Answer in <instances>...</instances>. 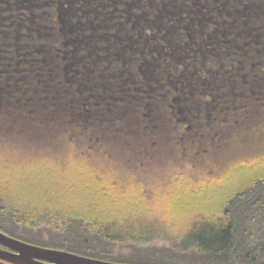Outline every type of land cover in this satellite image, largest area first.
I'll list each match as a JSON object with an SVG mask.
<instances>
[{
  "label": "trees",
  "instance_id": "1",
  "mask_svg": "<svg viewBox=\"0 0 264 264\" xmlns=\"http://www.w3.org/2000/svg\"><path fill=\"white\" fill-rule=\"evenodd\" d=\"M263 11L264 0H0V76L7 77L0 83V99L20 89L30 74L31 85L37 86L40 65L43 73L48 69L52 86L57 81L55 88L80 97L87 80L91 86L86 74L91 61L114 71V57L127 52L136 58L126 60L127 85L159 74L168 88L159 90L157 99L152 89L162 87L149 83L148 99L141 107L132 105L139 111L134 113L147 120L159 105L167 116L162 119H175L180 131L189 132L190 126L177 117L183 108L186 117L191 115L196 90L198 99L214 108L212 87L218 81L243 82L248 70L264 64V28L257 23ZM58 65L62 79L55 74ZM103 69L100 76L107 72ZM77 102V119L85 129L89 98ZM206 110L192 117L203 129L207 117L202 114L211 116ZM88 138L79 142L69 136L45 144L29 136L0 135L1 232L37 246L119 263L264 264V158L247 171L227 174L209 209L197 213L199 219L191 225L179 224L176 234L150 223V215L141 218L157 210L151 202L154 192L145 184L125 192L116 185L128 181L86 168L104 162L136 172L131 162L92 149ZM148 140L155 142L150 136ZM182 155L184 163L178 161L184 167L189 160ZM0 264L13 263L0 259Z\"/></svg>",
  "mask_w": 264,
  "mask_h": 264
},
{
  "label": "rangeland",
  "instance_id": "2",
  "mask_svg": "<svg viewBox=\"0 0 264 264\" xmlns=\"http://www.w3.org/2000/svg\"><path fill=\"white\" fill-rule=\"evenodd\" d=\"M258 16L257 23L263 24L264 28V11ZM47 47L48 54L53 57L50 46ZM129 56L124 52L120 57H114L111 64L114 71L110 68L103 69L101 64L97 65L91 61V68L86 72L88 79H92L91 86L87 80L88 87L80 97H71L62 89L55 88L57 81H54L52 86L48 69L44 68L43 73L40 65L36 69L39 70L36 77L40 81L37 86L31 85L30 74L26 76L20 89L13 88L12 94L1 96L0 135L8 138L29 136L45 144L57 139L65 140L69 136L79 142L89 137L92 149L97 148L95 150H102L112 158H122L131 162V165H135L136 172L121 166H110L104 162L90 164L86 168L88 170L99 168L103 176L128 181L123 185H116L125 192L133 188L139 190L140 186L145 184L150 192H154H151L153 196L151 202L157 210H153L154 214H144L141 218L150 215L148 218L150 223L159 229L178 234L179 224L184 227L187 224L191 225L193 221L199 219L197 213H202L204 208L209 209L210 201L218 195L216 192L220 187V181L226 178L227 174L247 171L250 169L249 165L264 158V64L248 70L243 82L232 81L226 85L218 81L214 87L211 86L217 98L214 108L209 101L198 99V90L191 99L192 106L189 107L191 115L188 117L185 115L187 108L177 103L178 107L183 108L177 120L185 123L186 127L190 126L189 132H184L178 129V122L175 119L173 121L162 119L163 116L164 118L167 116L161 115L159 105L156 106L154 115L147 120L139 119L134 113L139 111L132 105L141 107L147 101L145 89L149 83L156 82L162 87L152 89L151 93L157 99L161 95L159 90L168 88L167 83H164L165 79L159 74H155L152 80H138L130 83V86L127 85L125 79L128 73L125 64ZM130 59L131 63L136 58L130 56ZM61 65H58L55 74L62 79ZM100 66L107 71L101 76ZM71 72L68 73V78ZM6 78V73L2 74L0 83ZM99 81L105 84L102 86ZM45 84L48 91H45ZM85 97L89 98L91 113L87 120L89 127L85 124L86 128L83 129L84 125L78 121L75 110L80 103L77 100ZM197 102L199 106L195 105ZM18 106L26 110L16 109ZM205 108L206 111H210L211 116L202 114V117H207L202 121L203 129L202 123L199 122L201 125L199 127L192 122V117L197 113H203ZM31 109L34 110L32 114L27 111ZM160 109L166 113L164 105H160ZM73 113L76 116L72 117ZM200 119L201 117L195 120ZM148 136L155 142L148 140ZM173 141L180 149L184 148L185 152L183 149L178 151ZM182 153L189 160L184 167L179 166ZM207 167H211V170ZM139 179L143 182L141 183ZM130 180L132 182H129ZM144 207L147 206L142 200V212L145 211Z\"/></svg>",
  "mask_w": 264,
  "mask_h": 264
},
{
  "label": "water",
  "instance_id": "3",
  "mask_svg": "<svg viewBox=\"0 0 264 264\" xmlns=\"http://www.w3.org/2000/svg\"><path fill=\"white\" fill-rule=\"evenodd\" d=\"M0 259L13 264H122L37 246L0 231Z\"/></svg>",
  "mask_w": 264,
  "mask_h": 264
}]
</instances>
